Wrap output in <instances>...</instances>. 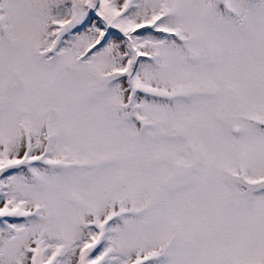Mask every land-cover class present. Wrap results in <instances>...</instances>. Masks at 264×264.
<instances>
[{
    "label": "snow or ice",
    "instance_id": "snow-or-ice-1",
    "mask_svg": "<svg viewBox=\"0 0 264 264\" xmlns=\"http://www.w3.org/2000/svg\"><path fill=\"white\" fill-rule=\"evenodd\" d=\"M0 264H264V0H0Z\"/></svg>",
    "mask_w": 264,
    "mask_h": 264
}]
</instances>
